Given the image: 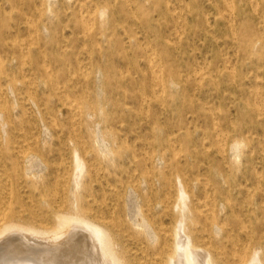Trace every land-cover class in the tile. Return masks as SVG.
Returning a JSON list of instances; mask_svg holds the SVG:
<instances>
[{"label": "bare ground", "instance_id": "obj_1", "mask_svg": "<svg viewBox=\"0 0 264 264\" xmlns=\"http://www.w3.org/2000/svg\"><path fill=\"white\" fill-rule=\"evenodd\" d=\"M21 1L0 0V264H264V171L242 169L251 144L247 133L261 129L264 143V74L263 86L250 90L243 80L264 71V0L214 1L215 20L242 61L254 67L240 77L227 56L221 69L202 62L185 76L169 52L152 43L128 54V45L140 47L132 26L153 31L147 12H137L138 0H123L119 8L112 0H63L79 4L72 16L83 42L75 44L87 48L89 69L64 45L58 52L53 34L41 41L48 30L43 19H53L57 1L25 2L27 10L20 9ZM159 1L177 27L188 26L185 15ZM186 6L181 12L197 9ZM236 12L252 15L239 20ZM117 13L133 21L132 30H126L128 45L120 40L112 48L107 24ZM197 14L210 28L206 14ZM93 27L97 36H91ZM119 53L126 59L121 66L114 63ZM241 77V97L228 95L237 118L217 101L202 98L195 106L194 113L208 120L202 136H195L196 126L191 132L189 121L166 132L156 116L147 123L148 135L137 131L133 144L118 129L125 122L120 117L143 113L151 102L166 108L169 99L190 93V85L205 89L200 80L219 93L222 80L231 86ZM129 87L137 107L118 97Z\"/></svg>", "mask_w": 264, "mask_h": 264}, {"label": "rangeland", "instance_id": "obj_2", "mask_svg": "<svg viewBox=\"0 0 264 264\" xmlns=\"http://www.w3.org/2000/svg\"><path fill=\"white\" fill-rule=\"evenodd\" d=\"M20 1V0H19ZM57 1V5H56V9H55V13H54V17H53V19L52 20H50V21H48V20H45V19H43V22H44V24L46 25V27L48 28V30H43V32L41 33V41L42 40H46V36L47 35H54V37H55V39H56V41H57V50H58V52H60L61 50V47L63 46V49L64 50H66L68 53H72V56L73 57H79V59H81V60H83V62L84 63H88V67L87 68H89L90 69V66H89V58H88V55H87V48H85V47H81V48H79V46L77 45V44H75V41H76V39L78 40L77 42H80V40L83 42V35H82V33H79V34H77L78 32H79V30L80 29H78V26H76L77 24H75L76 23V21H74V19H73V13L74 12H76L77 10H78V6H79V4H77V3H75L76 1H73V2H68V4L70 5H68L67 4V2H64L63 0H56ZM87 1V0H86ZM91 2V4H98V3H100V2H102V0H88L87 2ZM96 1V2H95ZM139 2H141V7L142 8H137V12L138 13H142V15L143 14H145V12H147L145 15L147 16V18L150 20V24H151V26L153 27V31L151 30L150 31V33H152L151 35H150V33L148 34V32H145V30L144 29H142V27L140 28V26L139 25H134V26H132V27H134L133 28V37L134 38H136V41L137 42H139L140 43V47H130L128 44V33H129V31H131L132 29H131V27H130V24L133 22L130 18H127L126 16H125V14L123 13V14H121V15H119L118 13H117V15H115L114 17H112V18H110V20L108 21V26H109V28H110V31L109 32H111V33H109L108 32V35H109V37L111 38V40L110 41H114L113 42V46L110 44V46L113 48L114 46H117V43H116V41H119L120 42V40H122L123 42H125V46L126 45H128L127 46V49H128V47H129V49L128 50H130L129 51V53L128 54H131V53H136V52H140L141 50V48L142 47H144V45H146V44H149L150 43V46L153 44V46L157 49V50H162V49H166L167 50V52H169V54L171 55V59L176 63V64H178V67H179V70L180 71H182V74L183 75H188L189 73L190 74H193V72L191 73V71H193V70H190V69H194V67L196 68V66H199L200 64H202V62L203 63H205L206 65H209V63L211 62V61H213V65H211L210 67L208 66V68H214V67H216L217 69L219 68V69H221V68H223V62L221 61V60H223L222 59V57L223 58H225L226 56H227V58L228 59H231V64L230 65H232L234 62H236L235 64H233V66H234V69H236L238 72V74L239 73H241V72H243V73H246V72H248L249 70H252V71H254V67H252V66H250V64L249 63H246V62H248V61H242V58H243V54L240 52H237V49L235 48V44H232V40H230L229 39V35H226V33L224 32V29H223V27H222V25L220 24V22L218 21V20H215V17L216 16H218V11L217 10H214L215 8H214V1L215 0H166V2H167V4H169L168 5V8L169 9H171V10H173L174 8L175 9H177L176 11H177V13H175L176 14V16H179L181 13L183 14V16L185 15L186 16V18H187V23H188V26L187 27H185V26H182L181 25V29H180V27H177L176 25H175V23H173V21H172V19L171 20H169L170 18L168 17V16H166V14H165V12H163L162 13V11H161V5H160V1L158 2V1H156V0H152L149 4L148 3H145L143 0H138ZM156 3H155V2ZM182 1V2H181ZM197 1V2H196ZM207 1V2H206ZM28 2L29 4L31 3H33V0H22L21 1V5H20V9L21 10H27V6L29 5V4H27V6H26V3ZM34 2L36 3V4H40V0H34ZM93 2H95V3H93ZM122 2H123V0H112V3H113V5L115 6V8L117 7V8H119V7H121V5H122ZM136 2H137V0H136ZM152 2H154L153 4H155V5H153L152 4ZM176 2V3H175ZM179 2V3H178ZM181 2V3H180ZM212 2V3H211ZM188 5H191L192 6V4L193 5H195V6H197V9H195L194 10V13H189L188 11L186 12V11H183V12H181L182 10H184V9H186V5L187 4ZM72 4V5H71ZM96 4V5H97ZM151 4V5H150ZM182 4H185V6L184 5H182ZM143 5H145V8L146 9H143ZM173 5V6H172ZM91 6H95V5H91ZM135 6V5H134ZM68 7H70V8H68ZM75 8V9H74ZM132 8H134V7H132ZM149 8V9H148ZM182 8V9H181ZM184 8V9H183ZM68 9H70V10H68ZM74 9V10H73ZM143 9V10H142ZM144 10H146V11H144ZM179 10H180V12H179ZM143 11V12H142ZM149 11H151V12H149ZM197 11V12H196ZM111 12V11H110ZM109 12V13H110ZM154 12V13H153ZM199 12H201V13H205L206 14V17L207 18H209V25H210V28L207 26V25H204L201 21H199V18H198V14L197 13H199ZM149 13V14H148ZM180 13V14H179ZM67 14V15H66ZM71 14V15H70ZM187 14V15H186ZM237 16V18L238 17H241V18H238L239 20H242V17L243 16H249L251 13H249V12H239V13H235ZM119 15V17H117ZM252 15V14H251ZM169 19H168V18ZM188 17H189V19H188ZM157 18V19H156ZM236 18V21L238 20ZM118 19H120V20H118ZM122 19V20H121ZM45 20V21H44ZM118 20V21H117ZM211 20V21H210ZM215 20V21H214ZM117 21V22H116ZM199 23H198V22ZM75 22V23H74ZM239 22H241V21H239ZM47 23H49L50 25H51V27H50V25H48ZM172 23V24H171ZM201 23V24H200ZM212 24H213V26H212ZM132 25V24H131ZM154 25V26H153ZM172 25V26H171ZM158 26V27H157ZM203 26V27H202ZM212 26V27H211ZM216 26V27H215ZM125 27L127 28V29H125ZM139 27V28H138ZM202 27V28H201ZM207 27V28H206ZM164 28V29H163ZM184 28H185V30H184ZM71 29H72V31H71ZM94 29V30H93ZM93 29H92V34H91V36H97V34H98V31H97V28L96 27H93ZM121 29V30H120ZM124 29V30H123ZM142 29V30H141ZM161 29V30H160ZM175 29V33L173 32V30ZM180 31H179V30ZM202 29V30H201ZM212 29V30H211ZM126 30H127V32H126ZM135 30L137 31V32H135ZM170 30V31H169ZM177 30V31H176ZM195 30V31H194ZM201 30V32L199 33V31ZM47 31L49 32V33H47ZM119 33H118V32ZM139 31L141 32V34L139 33ZM181 31H183V34H182V32ZM194 31V32H193ZM206 31V32H205ZM208 31H209V34H207L208 33ZM217 33H216V32ZM73 32V33H72ZM144 32V33H143ZM154 32V33H153ZM186 32H188V35H187V33ZM45 33L47 34L46 36H45ZM136 33V34H135ZM143 33V34H142ZM202 33V34H201ZM214 33V34H213ZM123 34H124V36H123ZM140 34V35H139ZM179 34H181V35H179ZM190 34V35H189ZM198 34V35H197ZM71 35V36H70ZM74 35V36H73ZM147 35V36H146ZM150 35V36H149ZM183 35V36H182ZM45 36V37H44ZM65 36V37H64ZM76 36H78L77 38H76ZM138 36H141V37H138ZM170 36V37H169ZM204 36V37H203ZM213 36V37H212ZM216 36V37H215ZM70 37V38H69ZM73 37V38H72ZM123 37V38H122ZM127 37V38H126ZM168 37V38H167ZM174 37H175V39H178V40H176L175 41V39H174ZM189 37V38H188ZM79 38H81V39H79ZM171 38H173V39H171ZM179 38H180V40H179ZM187 38L189 39V40H187ZM192 38V39H191ZM217 38V39H216ZM70 39V40H69ZM168 41H170V42H168ZM191 39V40H190ZM144 40H145V42H144ZM174 40V41H173ZM210 40V41H209ZM63 41V42H62ZM141 41V42H140ZM154 41H155V44H154ZM189 41V42H188ZM218 41V42H217ZM228 41V42H227ZM149 42V43H148ZM158 42V43H157ZM160 42V43H159ZM63 43V44H62ZM65 43V44H64ZM69 43V44H68ZM71 43H72V46H71ZM152 43V44H151ZM176 43L177 44H179V45H176ZM219 43V44H218ZM142 44V45H141ZM232 44V45H231ZM68 45V46H67ZM70 45V46H69ZM109 45V44H108ZM156 45V46H155ZM68 47V49H67V47ZM105 46H107V44H105ZM177 46V47H176ZM65 47V48H64ZM69 47H70V49H69ZM60 48V49H59ZM137 48V49H136ZM235 48V49H234ZM74 49H76V50H74ZM73 50V51H72ZM82 50V51H81ZM234 50V51H233ZM84 51V52H83ZM86 51V52H85ZM133 51V52H132ZM227 53H226V52ZM235 52V53H234ZM86 53V54H85ZM141 53V52H140ZM234 53V55H232ZM237 53H239V54H237ZM81 54V55H80ZM139 54V53H138ZM222 54V55H221ZM228 54V55H227ZM231 57H230V56ZM95 56V55H94ZM93 56V57H94ZM178 56V57H177ZM225 56V57H224ZM240 56V57H239ZM242 56V57H241ZM84 57V58H83ZM120 57H121V59H120ZM140 57V56H139ZM206 57V58H205ZM235 57H236V59H235ZM66 58H68V56L66 57ZM86 58H87V60H89V61H87L86 60ZM95 58V57H94ZM114 58H115V60H114V63L116 64V65H119V66H121V65H123L124 63L126 64V62H125V58L124 57H122V53H121V55H120V53L119 54H117L116 56H114ZM142 58V57H141ZM241 58V59H240ZM63 59H65L64 57H63ZM63 59L61 60V61H63ZM118 59V60H117ZM180 59V60H179ZM218 61H217V60ZM239 59V60H238ZM66 60V59H65ZM86 60V61H85ZM204 60V61H203ZM210 60V61H209ZM70 61H71V59H70ZM118 61V62H117ZM225 61V60H224ZM239 61H240V63H239ZM143 62V63H142ZM207 62H209V63H207ZM219 63V64H216V63ZM221 62V63H220ZM62 63V62H61ZM144 61H143V59H140V64H143L144 65ZM182 63V64H181ZM62 65V64H61ZM142 65V66H143ZM217 65V66H216ZM238 65V66H237ZM249 65V66H248ZM182 66H184V68L182 67ZM191 66V67H190ZM193 66V67H192ZM242 66V67H241ZM61 67V66H60ZM246 67V68H245ZM249 67V68H248ZM215 68V69H216ZM181 69H183V70H181ZM62 71H59V73L58 74H61L60 75V77H62V73H63V69H61ZM189 70V71H188ZM261 71V72H260ZM254 72H257V76L255 75V78L256 79H251V80H249V79H245V78H243V80H244V83L246 82V83H248V81H249V85H248V87H246L247 89L249 88V86H252V85H256V84H259L260 86H263V85H261V84H263L262 83V81H261V79H262V76H263V74H264V71L263 70H257L256 69V71H254ZM185 73V74H184ZM187 73V74H186ZM243 76V75H242ZM259 76V77H258ZM237 77H240V74L239 75H237ZM264 77V76H263ZM259 78H261V79H259ZM202 79V78H201ZM242 79V77L240 78V79H237V81L236 82H234V84L235 85H229L228 83H224V81H225V79L224 80H222L221 82H223L222 83V88H221V90L219 89V93H217V92H215V89L213 88V85L212 84H210V82H209V80H206V79H203V81L202 80H200V82H199V87L202 85V88H205V89H201L200 88V90H198V89H196L195 90V88H194V86L193 85H190L189 87H192L193 89H194V91H191V90H193L192 88H190L191 90H190V93H184V92H181V94H180V96H179V99H175V102H172L171 101V99H169L168 100V104L169 105H167V109L165 108V107H161L160 105H158L157 103H153V102H151L150 104H149V107L148 106H145V108L146 109H144L145 110V112L143 111V113H139V114H130L128 117L126 116V117H123L122 116V118L120 117V119L118 120V121H121L122 119L125 121L124 122V124H123V127L122 128H120V126H119V124H117L118 125V129H120L121 131L120 132H122V134L123 133H125L126 134V136H127V141H128V143L129 144H133L134 142V140L133 139H135V137H136V135H137V131L138 132H142V133H144L145 132V135H148V131L146 130V127H147V123L149 122V121H152L153 119H155L156 117L158 118V120H159V122H161V124L163 125V127L165 128V131L166 132H168V130H170V129H178V127L180 126V125H182V122H188L189 121V123L188 124H190V125H188L187 124V126H189V129H191V132H193V134L195 133V130H194V128H192V127H197V132L195 133V136L196 137H198V136H202V133L201 132H203V130H202V128L203 127H205V126H207L208 124H207V122H208V120H205L206 119V117H205V115H203L201 112H196V113H194V109H195V106H197V104H199V103H201L202 101V98H203V100L205 99V100H208V101H217L216 103L217 104H222V107L225 109L226 108V106H227V108L225 109L226 111H228V114H230V116L232 117V118H237L238 117V111H237V105H235L234 103H233V99H229V96H230V94H232V93H236V95L234 96L236 99H238L239 97H241V91H243V90H246V88H245V86L244 87H240L239 85H241L242 83H243V80H241ZM220 80V79H219ZM257 80V81H256ZM202 81V82H201ZM255 81V82H254ZM190 84H191V81L189 82ZM189 83H187V85H189ZM200 83H201V85H200ZM110 84H112V81L110 82ZM205 84V85H204ZM208 84V85H207ZM223 86H224V88H223ZM210 87V88H209ZM236 87H237V89H236ZM230 89V91H232V92H230L229 93V91L227 90V89ZM242 88H243V90H242ZM211 89V90H210ZM225 89V90H224ZM233 89V90H232ZM251 88H249V90H250ZM199 92H198V91ZM210 90V91H209ZM197 91V92H196ZM226 91V92H225ZM237 91V92H236ZM131 92V93H130ZM194 94H193V93ZM207 92H209V93H207ZM202 93V94H201ZM112 96H114L115 95V93L114 92H112ZM121 95V97L120 96H118L119 97V99H120V101H122L123 103H125V104H133V103H135V105L134 106H136L137 107V104H136V100L134 99V97H133V94H132V88H128V90L126 91V94H123V90L121 91V93H120ZM189 95V97H184V95L186 96V95ZM191 94V95H190ZM205 94H207V95H205ZM208 94H209V97L210 98H208ZM213 94H215V95H217V96H215V95H213ZM204 95V96H203ZM219 95V96H218ZM223 95V97L225 98H227V100H223V97H221ZM229 95V96H228ZM166 96V95H165ZM194 96V97H193ZM200 96V97H199ZM239 96V97H238ZM167 97V96H166ZM207 97V98H206ZM215 98V99H214ZM225 98V99H226ZM114 99H116V98H114ZM220 99V100H219ZM135 100V101H134ZM174 100V99H173ZM193 100V101H192ZM132 101V102H131ZM178 101V102H177ZM194 102V106L192 107V106H189V103L190 102ZM200 101V102H199ZM218 101H220V102H218ZM232 101V102H231ZM223 102V103H222ZM226 103V104H225ZM232 104V105H231ZM154 106H155V108H154ZM157 106H159V108L157 107ZM173 106H174V108H173ZM189 106V107H188ZM232 106V107H231ZM115 107H118V105L117 106H113V108L114 109H116ZM135 107V108H136ZM149 108V109H148ZM151 108H152V110H154V111H152L151 110ZM191 108V109H190ZM119 109V108H118ZM229 109H230V111H229ZM119 110H121V109H119ZM149 110H150V114H149ZM166 110H167V112L168 111H171V112H169V117H168V113L167 114H163L164 112L166 113ZM146 112H148V113H146ZM153 112V113H152ZM162 112V113H161ZM191 112H193L194 114H192ZM145 113V114H144ZM155 113V114H154ZM171 113V114H170ZM184 113V114H183ZM191 113V114H190ZM200 113V114H199ZM163 114V115H162ZM219 114V113H218ZM232 114V115H231ZM234 114V115H233ZM142 115H145V116H142ZM149 115H151V116H149ZM166 115V116H165ZM174 115V116H173ZM140 116V117H139ZM154 116V117H153ZM156 116V117H155ZM162 116V117H161ZM187 117V119H186V117ZM196 116V117H195ZM234 116H236V117H234ZM140 119H139V118ZM143 117V119H141ZM146 117V118H145ZM197 117H199L198 118V120L196 119ZM200 117H204V118H200ZM127 118V119H126ZM129 118V119H128ZM137 118V119H136ZM156 118V119H157ZM167 120H166V119ZM170 118V119H169ZM247 117H245V119H246ZM61 119L63 120V122H66V120L67 119H65V116L63 115V117H61ZM149 119V120H148ZM200 119V120H199ZM145 120V121H144ZM184 120V121H183ZM197 120V121H196ZM147 121V122H146ZM191 121H194V122H192L191 123ZM196 121V122H195ZM181 122V123H180ZM168 125H166V124ZM171 123H173V124H171ZM175 123H177V124H175ZM141 124V125H140ZM171 124V125H170ZM186 124V123H185ZM195 124H197V125H195ZM240 125H242L243 127H245L244 129L246 130V131H248L249 132V128L247 127V125H246V123H245V120H242V122H241V124ZM165 126H167V127H165ZM174 126V127H173ZM185 126V125H184ZM246 127L248 128V129H246ZM129 128H131V129H129ZM145 129V131H142V129ZM180 128V127H179ZM139 129V130H138ZM143 129V130H144ZM34 131V130H33ZM32 131V132H33ZM36 131V130H35ZM129 132H130V134H129ZM165 132V133H166ZM133 133V134H132ZM128 134V135H127ZM252 134V135H251ZM261 135L262 134V130L261 129H258V132H257V135L255 134V131L253 130V132L252 131H250L249 133H247V136H249L250 138H249V140H250V147H247L246 149H245V153H244V155H243V166H242V169L243 170H246V169H249L250 167H253V168H255L256 170H263L264 171V169H263V166H264V152H262V151H264V143H262V141H261V138L258 136V135ZM135 135V136H134ZM132 136V137H131ZM260 144H259V143ZM261 147V148H260ZM251 151V152H250ZM253 151V152H252ZM261 152V153H260ZM261 154V155H260ZM217 157V156H216ZM261 157H263V159L261 158ZM253 165V166H252ZM258 166V167H257ZM17 223H19L20 225L21 224H23V221H19V222H17ZM12 230V231H11ZM8 231V230H7ZM6 231V233H8V235H10V234H14V232H15V230L14 229H9V231L7 232ZM12 232V233H11ZM4 234L3 236V239L4 238H6V236L8 237V235L7 234ZM38 244H41V243H38ZM35 245H37V244H35Z\"/></svg>", "mask_w": 264, "mask_h": 264}]
</instances>
